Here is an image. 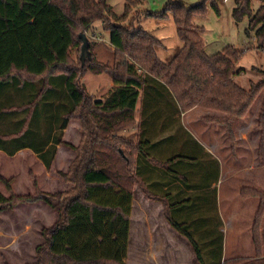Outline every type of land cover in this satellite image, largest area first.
<instances>
[{
  "label": "trees",
  "instance_id": "16d2710c",
  "mask_svg": "<svg viewBox=\"0 0 264 264\" xmlns=\"http://www.w3.org/2000/svg\"><path fill=\"white\" fill-rule=\"evenodd\" d=\"M207 1L166 5L163 17L172 14L183 45L164 62L157 53L160 40L127 24L144 0H126L121 16L107 0H0V151L10 157L31 151L50 170L59 147L68 145L70 121L77 118L83 129L81 143L68 145L77 156L61 174L71 188L36 196L0 191V212L42 201L59 215L44 230L31 264H126L136 187L163 204L167 221L187 239L198 264H264V194L242 191L244 198H261L253 227L255 259L225 261L224 223L213 187L219 162L176 117L196 107L227 113L223 124L233 138L231 120L244 118L264 88L238 82L244 75L237 69L241 50L206 52L195 18L207 12ZM254 1L260 3L256 11ZM232 16L237 24L248 21L246 33H255L264 51V0H236ZM98 23L108 33L114 63L96 61L87 36L91 58L83 65L81 46L80 64L72 66L82 35L96 37ZM87 71L108 74L112 85L102 95L89 94L82 81ZM139 103V129L125 136L121 131L136 123ZM259 126L264 165V103Z\"/></svg>",
  "mask_w": 264,
  "mask_h": 264
},
{
  "label": "rangeland",
  "instance_id": "374dc122",
  "mask_svg": "<svg viewBox=\"0 0 264 264\" xmlns=\"http://www.w3.org/2000/svg\"><path fill=\"white\" fill-rule=\"evenodd\" d=\"M184 1L187 5H195L199 2V0ZM169 2L170 0H144V4L136 7L133 11L134 15H131L127 21L129 26L133 25L134 28H142L161 41L162 45L158 47L157 52L164 62H169L181 48V39L178 36L172 14L168 12L163 17L166 5ZM107 3L117 15L121 16L125 13L126 0H107ZM214 3L219 10L213 6ZM253 4V8L256 11L260 3L254 1ZM235 5L236 0H208L207 12L197 15L195 23L204 30L206 52L209 55H215L228 46H233L243 52L237 69H243L244 75L238 79V82L248 89L253 84L264 83V51L258 48L255 33L252 32L250 35L246 33L248 21L245 19L239 24L234 21L232 12ZM93 33L96 37L91 36L92 34L90 33L87 36L91 42V51L93 56H95V60L99 61L98 59L100 58L113 64V51L109 47L108 33L104 31L103 25L101 23L96 24ZM79 44L73 52L72 60L74 62H72V66L74 67L80 64L79 56L82 42ZM102 54H105L106 57H102ZM82 81L89 94L98 96L106 92L113 83L108 74H95L91 71L85 73ZM259 97L260 95L244 117L246 118L251 114L245 119V126L251 125V127H256L257 129L260 128L259 122L263 101ZM233 120L230 123L233 138H231L229 133L228 135L230 138L229 145L233 147L235 155L237 136L233 130ZM223 121L220 120L218 123L226 127ZM239 127H243L242 124ZM82 131L80 120L73 118L65 131V142L68 145L77 147L82 141ZM241 132H245L246 136L244 137L250 139L251 135H249L248 129ZM126 136H130V134ZM252 137L256 138L254 134ZM68 145L61 146L60 151H58V158H56L50 170H47L31 151L24 150L13 157L0 152V191L7 196L12 193L17 196H36L39 193L56 194L65 192L71 188V185L61 175L69 171L76 154L75 149ZM220 146L225 147V144L220 142ZM245 147L247 145L242 144V149ZM224 157L225 162L230 166L232 164L229 161L230 158L227 157V154H224ZM246 160L250 162L253 157L251 156ZM258 176L262 178L261 180H264V177L260 176L259 173ZM7 182L11 187L10 190L7 187ZM228 187V184L223 187L225 192V213L231 217L233 224L239 225L242 232L245 231L243 239L238 244L239 250H243V253L245 252L247 255H252L253 250L247 230L253 217V206L237 199L235 193L228 191ZM226 188L227 190L225 191ZM138 193L136 192V197L139 198L137 199L138 204L141 205L143 198ZM148 208L150 207H145L147 212L150 211ZM157 214V211L151 214L147 213L150 225L159 223L160 218H158ZM58 220V213L42 201L22 203L13 209L0 212V264H31L36 262V248L44 242V230L53 227ZM142 221L143 216L135 212L133 239L131 248L128 250L126 264H198L192 247L188 242L182 240L183 242L179 243L173 239L167 240L166 243L161 241L154 242L149 234H145L142 231ZM233 234H236V232ZM139 237H143V239H139ZM234 244L233 240L231 249L235 247ZM255 257L246 256L240 259H255Z\"/></svg>",
  "mask_w": 264,
  "mask_h": 264
},
{
  "label": "crops",
  "instance_id": "0c3cea01",
  "mask_svg": "<svg viewBox=\"0 0 264 264\" xmlns=\"http://www.w3.org/2000/svg\"><path fill=\"white\" fill-rule=\"evenodd\" d=\"M182 45L183 43L181 42L180 47H182ZM102 57H106V55L102 54ZM98 60L100 62H107L105 60H101L100 58ZM259 98H262V101L264 103V99H263L264 90H262ZM140 107H141V103H139L137 106L136 123L121 131V134L125 136L128 134L132 135L138 131L139 129L138 121L140 116L138 110L140 109ZM250 115H248L246 118H248ZM178 116L181 118V123L183 127L198 141V143L205 149L207 153L212 155L219 162L218 182L217 184H214L213 187H217L218 209L224 223V233H225L224 260L227 261L232 259H240V258H245L246 256L250 258L255 257L256 251L253 240V227L255 224V218L257 212L261 205V198L259 196H249L247 198H244L242 196V191L248 189L251 191L264 194V180H261L262 178H260L259 176L257 177L258 173L260 174V176L264 177V165L261 164L259 159L260 145L263 136L262 129L251 127V125L245 126L246 118L243 119L237 118L233 120L232 122L233 130L237 136V148H236V153L234 155V151L232 150V147L229 145L230 138L227 129L224 125L218 123V121L226 120L228 118L227 113L196 107L186 113H181V115H177L176 117ZM257 121H258V117H257ZM157 123H158L157 126L158 128L161 125L162 121L159 120L157 121ZM240 124H242L243 127H239ZM247 127H251V128H247ZM247 129L250 132L249 135H251L250 139L244 137L246 136L245 132H241V131H246ZM253 134L255 135L256 138L252 137ZM220 142L225 144V147H221ZM242 144L247 145V147L242 149ZM60 148L61 146L59 147V151ZM1 153L5 154L4 152ZM224 154H227V157L230 158L229 161L232 163L230 166H228V164L225 162ZM76 156L77 153L74 155V159L76 158ZM251 156L253 157V160L248 162L246 159ZM227 184L229 185L228 191L232 192L233 194L235 193L237 199L247 203V205L252 204L253 206V217L250 221L249 228L247 230V232L249 233L248 236L251 243V248L253 250L252 255H247L245 252L243 253V250H239L238 244L239 242H241V239H243L245 231L242 232L239 225H236L235 223L233 224L231 217L226 215L225 213V204H224L225 192L223 191L224 190L223 187L224 186L226 187ZM138 188L139 187L135 188V199H134V206L131 216V233L129 239V249L131 248V241L133 239V233H134L135 212L143 216L142 231L145 234H149L154 242L161 241L166 243L167 240L169 239H173L179 243H182L183 242L182 240L188 242L187 239H185L183 236L177 233L170 226L169 222L166 219V210L163 204L161 202L149 199L142 191H140L141 189L139 188L140 189L139 190ZM226 190L227 188L225 189V191ZM136 192H139L142 195L143 200L141 205L138 204L137 199L139 198L136 197L137 195ZM146 206L150 207L148 208L150 211L148 212L146 211L147 210L145 209ZM154 211H157L158 213L157 214L159 216L158 218H160L159 223L158 224L152 223L153 225L152 224L150 225V222L147 219L148 217L147 213L151 214L154 213ZM235 232L236 234H233ZM261 233L264 243V220L261 226ZM139 239H143V237H139ZM233 240L235 242L234 244L235 247L231 249Z\"/></svg>",
  "mask_w": 264,
  "mask_h": 264
},
{
  "label": "water",
  "instance_id": "95a60500",
  "mask_svg": "<svg viewBox=\"0 0 264 264\" xmlns=\"http://www.w3.org/2000/svg\"><path fill=\"white\" fill-rule=\"evenodd\" d=\"M82 39H83V45H82L81 60L84 65L86 60L91 58V54L89 51V43H88L87 35L85 34L82 35Z\"/></svg>",
  "mask_w": 264,
  "mask_h": 264
}]
</instances>
